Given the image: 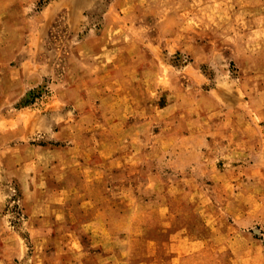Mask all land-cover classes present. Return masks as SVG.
<instances>
[{"label":"rangeland","instance_id":"obj_1","mask_svg":"<svg viewBox=\"0 0 264 264\" xmlns=\"http://www.w3.org/2000/svg\"><path fill=\"white\" fill-rule=\"evenodd\" d=\"M0 264H264V0H0Z\"/></svg>","mask_w":264,"mask_h":264}]
</instances>
